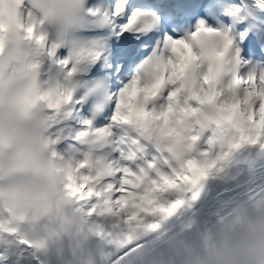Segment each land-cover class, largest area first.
I'll use <instances>...</instances> for the list:
<instances>
[{
    "label": "snow or ice",
    "instance_id": "obj_1",
    "mask_svg": "<svg viewBox=\"0 0 264 264\" xmlns=\"http://www.w3.org/2000/svg\"><path fill=\"white\" fill-rule=\"evenodd\" d=\"M5 68L36 179L0 264H217L264 223V0H0Z\"/></svg>",
    "mask_w": 264,
    "mask_h": 264
},
{
    "label": "clouds",
    "instance_id": "obj_2",
    "mask_svg": "<svg viewBox=\"0 0 264 264\" xmlns=\"http://www.w3.org/2000/svg\"><path fill=\"white\" fill-rule=\"evenodd\" d=\"M217 264H264V223L244 224L225 237Z\"/></svg>",
    "mask_w": 264,
    "mask_h": 264
}]
</instances>
